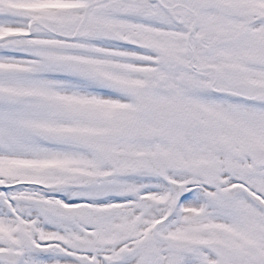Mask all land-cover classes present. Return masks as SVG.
<instances>
[{
  "label": "snow or ice",
  "instance_id": "snow-or-ice-1",
  "mask_svg": "<svg viewBox=\"0 0 264 264\" xmlns=\"http://www.w3.org/2000/svg\"><path fill=\"white\" fill-rule=\"evenodd\" d=\"M0 264H264V0H0Z\"/></svg>",
  "mask_w": 264,
  "mask_h": 264
}]
</instances>
